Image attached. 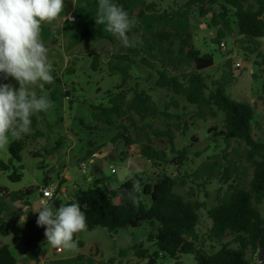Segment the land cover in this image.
Masks as SVG:
<instances>
[{"label":"trees","instance_id":"obj_1","mask_svg":"<svg viewBox=\"0 0 264 264\" xmlns=\"http://www.w3.org/2000/svg\"><path fill=\"white\" fill-rule=\"evenodd\" d=\"M131 1L114 0V3L122 5L134 19L157 14L169 20H189L192 6H195L197 15L207 18L206 27L215 31L213 41L218 46L222 39L235 35L239 38L236 42L241 44L243 50L251 51L255 50L264 37V0H222L217 11L204 7L206 2L213 5L216 0H188L182 6L174 4L165 8L159 3L150 2L143 3L136 14L130 10ZM128 35L130 38L136 35L153 59L147 57L144 48L138 43H134L133 47L118 44L104 63L99 54L93 53L89 71L109 76L118 75L119 83L114 90L104 92L98 104L86 98L76 100L67 86L62 95L68 99L70 110L79 101L87 104L91 110V118L98 125L112 126L116 121L123 120L134 124L139 132H148L150 138L165 139L170 153L176 156L175 171L169 174L165 170L166 152L155 149L151 145L152 140L148 139L142 145L140 153L155 170L151 176H146L145 173L134 175L114 188L106 187L101 180H94L88 189H78L70 198H64L58 192L52 198L54 205L58 207L60 204L79 202L86 215L87 230L103 228L109 233H115L121 229L136 228L142 222H148L151 226L157 224L155 232L146 239L156 251L151 253L142 246L133 248L134 254L139 259H148V263H153L159 255L176 259L181 254H189L193 256L195 264H253L246 256L248 250L255 252L262 248L264 251V217L255 207L264 199V141L258 142L253 136L255 106L235 101L226 93L225 88L234 81L231 60H226L222 65L219 78L211 79L203 72L213 67V57L211 54H201L191 43L190 34L184 36L174 27L167 30L156 26L151 36H147L134 25ZM175 36H178L177 41L173 39ZM81 37H88L86 28ZM99 37L103 38L102 35ZM105 39L112 41L111 38ZM75 61L76 59L71 60L62 76L76 73ZM52 75L53 83L45 84L42 90L38 88L39 92L46 91L51 104L56 100V91L52 86L61 81L55 66ZM158 94L163 97L161 103L155 99ZM188 106L193 107L192 113L186 111ZM48 111L32 117L33 131L30 135L8 144V154L12 161L10 164L0 157V171L7 174L10 182L17 183L22 178L12 164H20L25 140L43 139L44 145L39 152L46 157H56L65 148L67 138L53 133V126L46 119ZM161 112L169 113L171 122L179 121L181 116L203 119L220 113L222 125L216 137L227 148L231 142L243 147L242 157L252 170L248 189L243 188L240 168L228 160L227 155L223 157L227 161L225 166L216 156H210L192 174L180 176L179 168L187 157V150L175 149V133L170 126L165 129L153 126V118ZM79 123L83 125L82 121ZM215 130L216 128H210L208 131L212 133ZM122 137L125 146L134 143L126 136ZM49 140L53 141L52 145H49ZM232 151L238 153L236 149ZM90 154L88 152L86 156ZM211 179H216L220 187L215 205L206 208L211 222L207 242H219L216 251L205 249L204 244H199L198 212L206 207L205 204L175 191L176 187L183 188L188 181L201 180L197 187L204 188ZM134 180L139 181L142 188L138 206H134L127 198ZM46 182L45 175L44 183ZM100 184L103 185L102 188ZM222 188L225 189L221 193ZM23 193L29 195L32 189ZM7 196V190L0 187V201ZM145 198H148V203ZM44 232L45 229L38 228L32 220L11 226L0 222V237L10 235L12 243L22 244L24 262L40 263V253L47 244ZM228 234L232 235V242L237 247L233 248L222 242ZM74 239L77 240L76 234ZM78 247H82L79 241ZM0 264H21L5 243H0Z\"/></svg>","mask_w":264,"mask_h":264},{"label":"rangeland","instance_id":"obj_2","mask_svg":"<svg viewBox=\"0 0 264 264\" xmlns=\"http://www.w3.org/2000/svg\"><path fill=\"white\" fill-rule=\"evenodd\" d=\"M68 1L69 0H64V3L67 4ZM83 1L84 0H78L79 7L82 6ZM187 1L188 0H132L130 5L133 10H137L143 3L156 2L159 3L162 8H165L172 7L174 4L182 6ZM221 2L222 0H216V3L213 5L206 2L204 7L217 11ZM90 3L92 7H95V4L99 3V0H90ZM194 7L195 6H192L193 11L190 19L183 21V27L189 26V34L192 36L191 43L194 47L199 50L201 54H211L213 57L214 65L206 69L203 72L204 75L210 76L211 79L219 78L223 70L222 65L226 60H231L234 81L225 88L226 93L235 101L248 102L255 106L252 129L253 136L258 142L264 141V37L260 39L259 45L255 50H243L241 44L236 42L239 38L235 35L222 39L221 42L225 46V48H222L213 41L215 38V31L206 27L207 18L199 17ZM135 23L144 34L151 36L152 24L140 19H135ZM42 29L45 33L48 32L47 27H42ZM115 38L117 41H103L98 46L87 43L81 50L78 60L75 62L76 73L74 75L64 74L62 76L63 82L67 88L72 91V95L76 100L86 98L98 104L104 92L114 90L119 83L118 75L109 76L106 73H91L88 69L91 58L90 54H92V52L97 50L102 63H104L110 54L117 49L118 44L121 42L116 36ZM177 39L178 36H175L174 41H177ZM131 40L133 43H138L140 47L144 48L148 58L153 59L147 47L138 41L136 35H133ZM70 62L71 60L68 59V66ZM236 64L239 65V68L235 66ZM72 82L73 86H71ZM56 87L58 88L60 85L57 84ZM155 99L158 103H161L163 97L161 94H158L155 96ZM57 104V106L61 105L59 102ZM64 106L67 125H72L73 121L68 116L69 104L67 101L64 102ZM193 110L191 106L186 108V111L190 113H192ZM60 113L63 115L61 109H59L58 112L52 111L50 113V120L54 121L55 116L60 115ZM184 123L186 125H184ZM152 124L154 127L160 129H165L170 126L175 133V149L181 150L185 148L187 150V157L183 165L179 168L180 176L192 174L200 164L205 162L210 156H216L221 164L225 166L227 161L224 160L223 157L227 155V159L234 162V164L240 168L242 173L240 178L243 188L248 189V183L252 177V170L242 157L243 147H238L235 142H231L230 147L227 148L224 142L218 136L216 137L222 125V116L220 113H216L215 117L205 116L203 119L191 118L188 115L181 116L179 121L171 122L169 113L161 112L153 119ZM125 125L129 126V124L126 123ZM119 128L118 134L121 136L123 133L121 127ZM210 128H216V130L209 133L208 130ZM90 129L91 128L87 127L79 130L80 137L83 139L90 138L89 133L93 131ZM123 130L126 132V137L132 141H134V139L140 140L142 137V135L135 130L133 125L130 126V129L124 127ZM57 131L62 135L64 134L63 127L59 126ZM67 133L69 132L67 131ZM91 136H95L96 138L103 137L101 131L96 134L93 132ZM13 138L14 137H9V142L10 139L12 141ZM73 139L76 140V138ZM154 142L157 150H164L166 152L165 170L169 174L174 173L176 156L170 153L167 141L165 139H154ZM37 146L38 145L34 142H29L28 147H25L21 153L22 159L20 164H12L22 175L19 182H10L7 179V174L0 171V187L5 188L8 192L7 198L0 201V215L2 217L3 214H6L4 220L10 226L13 225V223L11 220H8L7 215L14 210L22 209V203H28V205L32 207L39 206L40 195L36 187L44 183L45 175L47 174L46 166L54 167L50 170L49 175L52 176L54 180L56 179L57 167L56 162H54L55 158L49 156L40 158L36 156V151H31ZM123 147L125 146L123 145ZM115 148L118 150L121 146H116ZM233 149H236L238 153L232 151ZM0 157L8 164L12 162L8 154V145L0 149ZM8 159L10 163L7 161ZM111 163L117 170L116 174H112L109 167L105 169L95 167V169L94 166L90 164L80 169L75 166L69 167L67 172L71 177V181H67L64 185L68 191L64 198L72 193L73 183L80 185L83 189H88L92 183L87 181L88 177L101 180L103 185L110 188H114L124 182L126 177L129 176L127 164L120 159H115ZM19 165L21 166L20 168L18 167ZM145 175L151 176V174L147 172H145ZM201 182V180L194 182L188 181L183 188L176 187L175 191L191 200H196L205 204L206 207L200 209L198 212L199 223L197 226V234L199 236V244H204L205 249L216 251L219 248V242L216 240H209L210 242H207L211 222L207 217L206 208L215 205L220 187L216 179H211L204 188L197 187V184H201ZM103 185L100 184L99 186L102 188ZM28 188L32 189L31 194H20L21 191L24 192ZM224 189L225 188H222L220 192L222 193ZM144 200L146 203L149 202L148 198ZM255 207L264 217V199L261 204L255 205ZM20 214L24 215L25 212H21ZM156 228L157 224L151 226L148 222H142L140 226L136 228L121 229L115 233H109L103 228L86 229L76 234L77 241L82 244L81 248L78 247V252L62 250L60 254H54L56 248L52 247L47 242L43 247L42 253H48L49 257H52L54 254L67 261H63V263L55 262L54 264H195L193 256L189 254H181L176 259L159 255L153 263H148V259H139L134 254V247L142 246L143 248H148L151 253L156 251V248L150 245L146 240L149 234L155 232ZM222 242L227 243L230 247H237L236 244L232 242V235L230 234H228ZM0 243L8 244L12 254L21 264H30V262L23 261L22 244L12 243L10 235L0 237ZM81 255L83 256V260L78 259V256L80 257ZM246 256L253 264H258V251L254 252L252 249H249ZM261 264H264V252L261 258Z\"/></svg>","mask_w":264,"mask_h":264},{"label":"clouds","instance_id":"obj_3","mask_svg":"<svg viewBox=\"0 0 264 264\" xmlns=\"http://www.w3.org/2000/svg\"><path fill=\"white\" fill-rule=\"evenodd\" d=\"M65 9L64 0H0V77L14 79L19 87L0 83V149L9 144V137L17 140L30 135L32 117L47 112L51 101L38 95L36 89L54 81L53 65L49 48L40 38L41 26L51 24L60 18ZM65 19L74 22L68 15ZM96 24L106 25V30L116 36L124 47H133L128 33L135 25L134 18L122 5L113 0H99ZM127 166L134 173H142L143 168L136 160L129 158ZM142 192L139 181L134 180L127 192V198L138 206ZM47 195V194H46ZM29 206L23 207V223ZM37 226L44 227L46 241L58 250L78 252L75 234L85 231L87 219L79 202L60 204L56 207L49 197L38 207Z\"/></svg>","mask_w":264,"mask_h":264},{"label":"crops","instance_id":"obj_4","mask_svg":"<svg viewBox=\"0 0 264 264\" xmlns=\"http://www.w3.org/2000/svg\"><path fill=\"white\" fill-rule=\"evenodd\" d=\"M90 4H91L90 0H84L82 3V6L79 7L78 0H69L68 3L65 4L64 11L61 12L60 18L53 21L51 24H48V23L42 24L41 33H40L41 40L49 48L50 61L52 65L55 66L57 70L59 71V76L61 78L60 82L54 83L52 86L53 90L56 91V100L51 104V107L46 115V119H47V122L53 126L52 131L54 134L62 135L61 133L57 131V129L59 126L64 128L63 136H66L67 138V145L65 146L64 151L60 153L59 155H57L56 157L49 156V157L55 158L54 162H56V167H57L56 179L54 180L53 177L49 175L50 170L54 167L46 166L47 182L46 184L43 183L41 186H38L36 188H38L39 190L41 187L48 186L50 184H56L57 191L60 194H62L63 197L66 196V194L68 193L64 185L66 184L67 181H71V177L67 172V169L69 167L75 166L78 169H80L82 167H85L87 164H90L94 166V168L101 167L105 169L109 167L110 172L111 170H114V172H111V173L116 174L117 170L115 169V167L112 165L111 162L115 159H120L124 163H126L129 158H132L136 160V162L143 168L142 173L147 172L149 174H152L155 172V170L151 166V163L147 161L140 153L142 145L146 144L148 142V139L152 140L151 145L155 148L154 139L150 138V135L148 132H139L138 130H136L134 124H129V126H126L125 121L119 120V121H116L112 126L98 125L95 122H93L91 118V110L89 106L79 101L72 105L71 110L68 109L69 110L68 116L69 118L72 119L73 123L72 125H67L66 118H65L66 110H65L64 102L65 101L68 102V99L64 98L62 95L65 89V86H66L62 79V73L67 66L68 59L70 60L76 59L77 61L81 50L87 43L98 46L101 42L107 41L105 38H111L112 41H117L115 36L106 30V25L95 23V18L98 15L99 3H96L95 7H92V5ZM130 4H129L130 10L134 14H136L141 8L140 7L137 10H133ZM68 15L74 17V22H71L65 19V17H67ZM140 20H145L149 22V24H152V31H153V28L156 26L165 28L167 30H170L171 27H174L184 36L189 34V26L183 27L184 26L183 21H185L183 19L169 20L168 18H162L157 14L155 15L151 14V15L144 16ZM135 26L140 29V27L136 23H135ZM42 27L44 28L47 27L48 32L45 33ZM84 28H86L88 31V37L86 39H82L81 37L82 31L84 30ZM141 33L144 34L142 30H141ZM100 35H102L103 38H100L99 37ZM93 53L99 54L97 50L92 52V54ZM0 83H8L16 88L19 87L18 83L12 78H8L5 80L2 77H0ZM57 84H59L60 87L57 88L56 87ZM36 91L38 95H44V96L47 95L46 91L39 92L38 88L36 89ZM58 102L61 103V105L57 106ZM59 109H61V112L63 115H61L60 113V115L55 116L54 121H51L50 113L52 111L58 112ZM79 121H82L83 123L82 126L79 125L80 124ZM131 125H133L135 130L138 133H140L142 137L140 140L134 139L133 144L129 146H125L123 144L122 136H126V132H124L123 128L127 127V129H130ZM87 127L91 128L90 130H93V131H90L89 133L90 138L83 139L80 137L81 135L79 133V130H81L82 128L85 129ZM119 127H121V131L123 133L121 136L118 134V131L120 130ZM67 131L69 133H67ZM100 131L102 132L103 137L96 138L95 136L94 137L91 136L93 132L96 134ZM73 138H76V140H74ZM15 139L16 138H13V140ZM68 140L70 141V143ZM10 142H11V139H10ZM29 142H34L35 144L38 145L31 152L33 151L39 152L41 147L44 145L43 139H38L36 141L25 140V146L23 150L25 149V147L26 148L28 147ZM48 143L49 145H52L53 141L49 140ZM123 145L125 147H123ZM116 146H121V148L120 149L118 148V150H116L115 148ZM88 152H91V154L86 156ZM7 161L10 163L9 159ZM142 173H139V174H142ZM134 175H138V174L131 172V170L129 169V176L126 177V179ZM87 179H88L87 181L89 182L97 180V179H93L92 177H88ZM72 186H73L72 193L68 195V197H65V198H70L72 194L78 189L86 190V189H83L80 185H77L76 183H73ZM59 187L60 189L58 190ZM26 190H31V188H28ZM22 193L23 192L21 191L20 194ZM22 205H23L22 209L20 208L19 210H14L10 212L9 215H7L8 220H11L12 223L16 225H21L28 220H32L36 222L38 213H34L31 210V206L28 205V203H25V204L22 203ZM26 206H29L27 210V214H26L27 218L23 223H21L22 215L20 213L24 212L23 207H26ZM5 215L6 214H3L2 217L0 215V222H6L4 220ZM37 227L40 229H44V227H40V226H37ZM56 249L54 251V254H60L62 252V250H60V252L57 253ZM54 254L52 257H49L48 253L43 254L41 251L39 264H54L55 262L63 263V261L67 262L63 258L57 257ZM82 257H83L82 255L80 256V258L78 256V259L83 260ZM30 264H33V263H30Z\"/></svg>","mask_w":264,"mask_h":264},{"label":"built area","instance_id":"obj_5","mask_svg":"<svg viewBox=\"0 0 264 264\" xmlns=\"http://www.w3.org/2000/svg\"><path fill=\"white\" fill-rule=\"evenodd\" d=\"M220 47L225 48V46L222 42L220 43ZM235 66L237 68H239L238 64H236ZM111 172H114V170H111ZM39 193H40V201L48 199L49 197H51V199H52L56 194H58L57 185L56 184H50L48 186L41 187L39 189ZM60 195H62V194H60ZM40 201H39V203H40ZM56 252L59 253L60 250L56 249Z\"/></svg>","mask_w":264,"mask_h":264},{"label":"water","instance_id":"obj_6","mask_svg":"<svg viewBox=\"0 0 264 264\" xmlns=\"http://www.w3.org/2000/svg\"><path fill=\"white\" fill-rule=\"evenodd\" d=\"M35 155L38 156V157H40V158L43 157V154H41L39 152H36ZM263 252L264 251H263L262 248H259L258 249V264H261V258H262Z\"/></svg>","mask_w":264,"mask_h":264}]
</instances>
